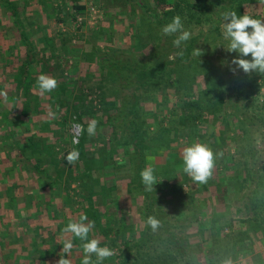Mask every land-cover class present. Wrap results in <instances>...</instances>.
<instances>
[{"label":"rangeland","instance_id":"obj_1","mask_svg":"<svg viewBox=\"0 0 264 264\" xmlns=\"http://www.w3.org/2000/svg\"><path fill=\"white\" fill-rule=\"evenodd\" d=\"M18 1L13 7L19 11L25 34L30 42H33V51H37L32 58L33 62H39L41 67L44 66L38 70L31 66L26 70L27 74H21V64H18L16 54L21 47L24 48V43L19 39L13 18L8 16L6 8L0 6V34L3 38L0 45L2 50L0 68L3 72L2 85L5 84V77L8 88L5 92L1 88L0 120L10 116L7 123L0 121V165L6 167V171L3 172L10 174L11 183L18 185L20 195L16 198L18 204L22 206L29 202L31 197L24 193L25 189L34 188L37 193L33 196L36 206L31 208V211L36 209L39 217L41 216L39 220L43 222L44 218L46 226L54 224L46 219L47 216L51 217V213L48 214L45 208L46 199L50 196L48 193L51 192L58 193L60 196L57 195L58 201L74 212L81 211L84 204L91 211L89 203L98 208L101 214L107 213L108 210L113 217V230L121 229L122 232L116 239L104 238L105 235L97 229L99 232L97 239L101 241V246L103 243V246L114 251V255L107 258L103 264H126L131 258L130 255L127 257V250L131 249L128 252L132 254L139 243L137 240L139 234L144 229L152 233L149 235L151 242L138 251L132 264H172L167 247L174 250L179 245L185 252L184 260L183 263L179 260L173 264H222L225 259H230L232 264H264L263 234L261 238L255 237L249 225H241L252 219L261 222L259 218L264 214L258 213L259 211L252 213L246 208L250 202L249 196L245 195L246 190L241 189L242 184L236 179L231 183L227 182L230 191L227 197L228 204L227 207L220 205V211L217 212L216 197L220 193L218 187L220 178H235L238 174L243 178L247 175L253 176L254 182L250 184L253 190L257 178L264 177V74L253 72L247 75L242 70L234 74L231 71V68L235 67L231 61L237 56L234 52L230 53L224 49L228 42L222 36L223 23L218 24L221 29L219 33L209 32L207 31L209 27L203 26L205 35L199 36L202 28L197 27L195 22L191 24L189 32L193 39L199 36L192 44V55L195 48H200L203 52L200 58L193 55L194 58L201 61L207 58L210 70L218 68L226 77L227 92L224 100L219 108L211 107L212 114L202 111L203 116L200 120L193 122L192 119L185 118V123L181 125L179 115L184 109L180 98L184 94L175 93L171 86L176 82L174 76L170 80L172 83L168 82L166 87L161 88L162 90L160 88L156 90L147 85L143 86L145 79H139L131 70L125 69L127 71L124 72L126 74L122 85L118 77L115 79L113 74L107 71L108 68L101 74V66L97 64L99 60L93 57L112 53L124 54L127 58L133 56L135 58L133 62L137 63V65L134 63L136 67L139 62L147 60L155 65L179 60L180 55L177 53L183 52L189 41L183 42L179 48L173 45V40L169 41L163 45L165 48L160 54V46L157 47V44H161L158 39L161 29L155 22L149 24L148 21L152 20L146 16L140 18V13L134 15L131 13V10H136V0H80L79 5L95 4L101 8L103 19L98 29H84L79 32L73 29L68 11L72 8L74 0ZM248 9L252 15L264 19L262 0L252 1ZM141 20L144 26H141L139 31L143 32L144 36L138 40L134 25L135 27L140 25ZM127 22L130 26L128 35ZM122 24H126L124 29L119 28L123 27ZM121 30L125 32L122 33ZM126 36L128 42L122 43V38L125 37L126 40ZM14 38L18 39L15 43L9 41ZM58 40L62 41L63 45L59 46L61 42ZM41 41L45 42L42 51ZM56 45L59 46L60 56L52 55ZM38 47L40 50H37ZM157 50L159 55L155 57L154 52ZM42 52L49 53L45 55L43 61ZM71 55L76 56L74 61H77V64L72 66L64 64L59 68V60L68 59ZM115 57L117 58L116 55ZM44 61L46 65L43 64ZM81 66L84 67L85 75ZM201 68L200 65L199 70ZM29 73L37 76L33 80L34 84L31 83L32 76L30 75L31 78L27 76ZM41 74L53 75L54 78L61 77L60 81L57 80L58 87L42 95L35 87ZM22 76H25V79L22 80ZM16 79L21 80L20 85L15 82ZM198 82L197 89L207 88L203 79ZM103 92L107 99L114 98L117 93L118 97H125L129 101V106L124 108V111H129L124 115V123L116 124L114 128L105 125L108 117L113 116V112H107L110 101L102 102ZM83 94L88 103H82ZM41 96L48 97L44 108L42 105L37 106ZM182 100L190 99L185 97ZM191 101L195 99L192 98ZM24 103L28 104L31 110L30 122L29 119L14 116V111L18 114L22 112ZM203 105H207L206 100ZM133 107H136L137 111L130 113ZM11 110H14L12 114ZM75 113H80L85 120H97L98 125L94 136H89L87 132V138L81 146L82 159L68 165L64 159L71 146L68 124ZM193 113L197 114L199 111L192 110L189 114ZM63 120H66L65 123ZM131 122L134 125H130ZM172 140H174L172 148L164 152L162 147ZM193 143L208 145L216 155L212 176L206 183L194 182L183 171L182 151ZM8 152L18 163L16 167L24 169L23 171L17 172L19 169L16 167L12 171L8 168L11 166V162L6 161ZM35 154L41 156L40 167L44 169V173H40L30 160L35 158ZM23 163L28 166L23 168ZM146 167L154 170L158 183L154 186L155 192L146 191L142 183L140 172ZM43 184L48 187L43 189L40 187ZM3 186L4 184H0L1 190ZM133 188L135 191L132 193ZM39 198L40 201L36 200ZM147 200L152 201L148 216H153L160 222L155 231L146 224L147 218L143 210L146 209L144 202ZM175 200L178 204L183 200L185 204L179 205L180 211L177 212L172 211ZM51 206L54 205H50V209ZM154 208H160L166 215L173 245L165 238V227L155 214ZM197 213L200 214L198 218ZM216 213L222 216L220 217L222 220H216ZM117 217L120 221L116 220ZM228 222L233 228L222 227ZM63 223L62 221V225L60 224L61 239L53 240V233H50L48 238L40 236L44 244L39 251L45 257L42 259L38 254L35 260L48 264L53 255L52 250L56 248L59 252L62 249L63 239L71 237V234L63 232L65 228ZM36 226L31 228L36 229ZM245 232H249V235L248 238L244 236L242 245L247 246L248 252L236 258L237 253L233 254L239 249L237 246L239 240H242L238 234ZM30 233L29 230L27 235ZM92 238L96 236L92 235ZM161 238L163 243H160ZM72 242L81 245L83 243L74 237ZM19 243H22L21 239ZM81 245L73 248L70 256L71 259L78 260V264H81L83 258Z\"/></svg>","mask_w":264,"mask_h":264},{"label":"trees","instance_id":"obj_2","mask_svg":"<svg viewBox=\"0 0 264 264\" xmlns=\"http://www.w3.org/2000/svg\"><path fill=\"white\" fill-rule=\"evenodd\" d=\"M17 1L18 0H16V2H13V0H0V6L4 7V9L6 8L8 16H11L13 18L19 39L24 43L23 44L24 48L21 47V50L19 51V53L16 54L17 55L16 57H18L17 58L18 64H21L20 65L21 74L25 75L27 74L26 70L29 67H31L35 62H33L34 60L32 59V56L34 54L32 43L25 34V27L23 23L20 22L21 20L18 14L19 11L16 10V7H13L14 4L16 6V4L19 2ZM79 1L80 0H74L73 6L69 11V17L71 22L75 19V15H74L75 11L76 13L81 14L84 13L86 9L85 5H79ZM252 1L254 0H136L137 3L136 10L133 11L131 10V13L133 15L135 13H140L141 15L140 18H142V16H146L147 18L152 20V21H148L149 24H151V22L152 23L155 22L160 29H162L165 25L170 23L173 17L180 16L185 30L189 31L191 24L195 22V25L197 27L202 28L200 30L199 36H203L205 35L204 34L205 32L203 31L204 29L203 26H208L209 28L207 29V31L209 32L212 31H217L218 33L220 32L221 29L218 24L224 22L222 17L225 12L235 11L237 12L238 15H243L246 12L249 15H251L253 18L259 19V17L252 15L250 10L248 9V6ZM141 22L142 20L139 23L140 25L136 27L134 25V30L136 31V37L138 38V40L143 39L144 36L143 32L139 31L141 26H144V23ZM177 36H178L177 34L165 36L161 32V35L158 36V39L160 40L161 44H157V47L160 46L159 47L160 54L163 53L162 49L165 48L164 46L169 41L175 40ZM199 36L198 37L195 36L194 39L191 38L188 40L189 44L187 48H184L183 55L180 56L179 60L175 62L167 61L165 63H158L155 65L150 60H147L146 62H139L138 66L136 67L134 66L135 62L133 61L135 58L133 56L131 57L129 56V58H127V56H124V54L118 55V53H112L103 56L93 55V57H95L96 60H99L97 64L101 66V71H102L101 74H104L103 70H106V68H108L107 71L112 73L113 74L112 76L115 79L116 77H118L121 84H122V80L125 79L124 75L126 73L124 72L127 70H131V72H133L139 79H145L144 80L145 83L143 84V86L147 85L149 88L152 89L154 88L156 90H159V88L160 90H162L161 88L163 86L166 87L168 82H170V80H172V77L174 76L176 82L175 84H171V86L175 89V93L179 92L184 94L182 98H180V100L183 103L182 107L184 110H182V112L179 115L180 124L183 125L185 123L184 122L185 118L188 119L190 118V120L192 119L193 122H196L202 118L204 112L208 114H212L213 112L211 111L212 110L211 107L217 106V108H219V105H221L222 101L224 100L225 94L227 92V83L225 81L226 77L222 75V71L218 68H216L217 70H210L207 58L206 59L203 58L202 59L203 61H201L200 59L194 58V56L192 55V44L194 43V40H197L199 38ZM158 50L154 52V54L156 55L155 57L159 55ZM235 54L236 56L238 55L237 53ZM115 55L117 56V58L115 57ZM168 56L170 55L168 54ZM151 57L152 59H154L153 56ZM244 58L250 59L251 57L249 56ZM74 60H76L75 55H71L70 57H68V59L61 58L58 67L59 68L63 67L64 64L66 66L68 65L72 66L75 64ZM40 64L39 66L41 67L42 65ZM135 64L137 65V63ZM169 65L173 67L168 68ZM200 65L202 68L199 70ZM41 69L43 68L41 67ZM185 74L187 77H185ZM23 78L25 79V76H22V80ZM56 79L58 80L60 78H56ZM201 79L205 81L207 86V88L204 90H199L196 88L199 85L198 80L200 81ZM15 82L18 85L21 84V80L16 79ZM31 83L34 84V81ZM35 87L38 86L35 85ZM2 89H8L7 85H2ZM98 89L102 90L100 88ZM116 94L114 98H111L112 100L105 98L106 96L105 92H103L102 94V102L110 101L108 102L107 105L108 106L107 112L108 111L113 112L112 113L113 116L108 117V120H106L105 125L112 126L113 128L116 127L114 126L116 124L124 123L125 120L124 115L129 112V111H124V108L129 106L128 99L125 97L120 98V96L118 97ZM185 97H188V99L190 100H182L185 99ZM82 98H83L82 103L87 102L86 100L87 98L85 94H83ZM192 98L195 99V101H191ZM51 100H55V99H51ZM204 100H206L207 103L206 106L203 105ZM42 103L43 102L38 101L37 106L43 105ZM29 108L30 107L28 106V104L24 103L23 110L20 114H18L17 112L15 113L14 111L15 109L11 110L10 114H12V112L14 111V116L16 117L19 116L20 119H25V120L32 119V117H30L29 115L31 111ZM192 110L193 111L197 110L199 111V113L197 114L193 113L190 115L189 113ZM135 111H137L136 107H133L132 110L130 109V113H135ZM75 115L79 116V120L83 123L85 128L84 137L79 146V151H80V158L78 159L79 161L83 157V153L81 152V146L84 143V140H86L87 138L86 137L87 127L91 119L85 120L80 113L77 114L75 113ZM7 118L10 120V116L8 115L6 117H3L0 121L7 123L9 121L7 120ZM35 118L37 117L35 116ZM65 121L66 120H63L64 123ZM130 125H134V124L131 122ZM176 139L175 141H177ZM173 142L174 140H172L171 142L168 141V144L162 147L163 151L165 152V150L167 151V149H171L172 148L171 144ZM7 154H8V158L6 161L11 162L10 163L11 166L8 168H10L12 171V169L18 166V163L15 162L14 156H12L9 152ZM34 157H35L34 159H30L31 162L35 164L36 168L40 173H44V169H41L40 167V165L42 164V162H40L41 156L35 154ZM122 161H124V159ZM22 166L24 168L28 165L26 163H23ZM5 168L6 167H4L3 165H0V184H4L3 189L2 190L0 189V264H42L34 259L35 256H37L38 254H40L42 259L44 256L43 253L39 251L41 245L44 244L40 236H44L48 238L50 237V233H53V240L61 239L62 233L60 230L61 229L60 224L62 225V221L64 222L63 224L66 227L67 224L70 222V220L78 219L81 213L87 214L89 221L95 222L94 229L91 231V233H89V239L92 238V235L96 236L97 238L99 232H101L102 235H105L103 236L104 238L113 237V239H116L118 238V235L122 232L121 229H119V231L113 230V226H114L113 217L108 211L107 213L101 214L99 213L98 208L96 209L94 206H92L89 203V207H91L92 209L91 211H89L88 206L84 204L83 206H81V211L78 210V212L77 211L74 212L72 209L67 208L61 202H59L57 199L58 193H53V192L48 193L50 196L46 199L47 203L45 205V208L48 214L51 213L50 215L51 217L47 216L46 219L54 224L53 226H48V225L46 226L44 222V218H43V222L39 220V218L41 219V216L39 217V215L37 214V210L35 209L34 211H31V208H35L36 206L33 201V196L37 195L36 191H34V188L29 187L25 189L24 193H26V195L28 194V196L31 197V200L26 204H23L22 206L19 205L16 199L19 198L20 196L17 190L18 185L17 184L14 185V183H11L12 177L10 176V174L8 173L5 174L3 172V170L6 171ZM16 168L19 169L18 167ZM23 170L24 169L22 170L19 169L17 170V172ZM233 179H236L242 184L241 189L242 190L245 189L246 190L245 195L249 196L250 202L249 204L246 205V208L249 209L252 213L259 211L258 213L262 212L264 214V177L257 178L258 181L256 182L255 189L251 190L250 187L253 184L255 177L247 175V177L243 178V176L239 174L235 178H220L218 180V187L220 189V193L216 197L218 202L217 212L220 211L219 210L220 205H225L227 207L226 205L228 204L227 197L228 194L230 193V191L228 190L227 182L231 183ZM44 185L45 184H43V186L40 185V187H42L43 189L48 187ZM34 186L38 189L36 185ZM183 186L185 187L186 185L183 184ZM250 190L252 191V194ZM134 191L135 190L133 188L132 193ZM40 199L41 198L36 200L40 201ZM182 201L183 200H181L178 204V202L175 200L174 206L172 207L173 212L180 211L179 205L180 206L185 205L184 202ZM144 204L146 205V209L149 210L147 211L145 208L143 210V212H145V217L147 218L150 209L152 208V201L147 200L146 202H144ZM50 205H54L51 206L52 209L49 208ZM154 211L157 217L160 218V221L165 227L164 228L166 232L165 238L168 239L169 244L171 243L173 245L172 243L173 240L169 236V228H167L168 220L165 218L166 215L162 212L160 208H154ZM199 215L200 214H198L196 218H198ZM220 217L222 216L221 215L219 216L217 214V217L215 218L217 221H220L222 220V218ZM259 219H261V222H259L256 219H255L256 221H253L252 219V220H248L249 222L247 223L246 222L241 223V225L242 226L249 225V227H251L250 230L252 231L253 236L261 238L262 234L264 237V215ZM257 221L259 222V224H257L256 227ZM37 222H40V224ZM35 226L36 229L31 228ZM222 227L233 228V225L230 222H228L222 225ZM97 229H99L100 231L98 232ZM29 230L31 231V233L27 235ZM139 235L140 236L137 239L139 243L137 244V247L133 250L132 254L128 252L131 249L127 250V254H126L127 257L129 255L131 256V258L129 259L130 261L127 260L128 264H132L137 253H139L138 251L140 249L147 247V245L150 244L151 242L149 235H152V233H150V231H148L147 229L141 231ZM238 235H240L239 238L241 237L242 240H239V243L237 244V246H239V249L237 250V252L233 254L235 255L237 253V256H235L236 258L243 255L244 252L245 253L248 252L246 250L247 246L242 244L244 242L243 241L244 236L245 238H248L247 236L249 235V232H245L243 234H238ZM20 239L22 243H19ZM160 243H163L162 238ZM78 244L79 246L81 245L80 243ZM78 244L77 243L74 244L75 247L76 246L79 247ZM103 245L104 244L102 243V246ZM126 247H128V245H126ZM61 250L62 249H60L59 252L56 251V248L52 250L53 255L51 256L50 258L51 260H49L48 264H56V262L60 258L59 253L61 252ZM167 252L170 255L172 264L178 262L179 260L181 263H183L182 260H184L185 252L181 248V245L177 246L174 250H171L169 247H167ZM61 255H63V253H61ZM65 258L71 259L67 255H65ZM71 260L73 261V264H78V260L75 259H71Z\"/></svg>","mask_w":264,"mask_h":264},{"label":"clouds","instance_id":"obj_3","mask_svg":"<svg viewBox=\"0 0 264 264\" xmlns=\"http://www.w3.org/2000/svg\"><path fill=\"white\" fill-rule=\"evenodd\" d=\"M222 19L224 21L222 24V36L228 42L227 47H224V49L227 52L238 54L231 61V64L235 66L231 68V71L234 74L238 70H242L247 75H251L253 72L264 74V19L253 18L246 12L243 15H238L235 11L225 12ZM161 32L165 36L179 33L177 38L173 40V45L177 48L191 38V33L184 29L180 16L173 17L172 21L161 29ZM177 55L182 56L183 52H179ZM193 55L200 58L203 52L200 48H195ZM249 56L251 57L250 59L244 58ZM37 86L39 92L43 95L54 91L58 87V81L52 76L41 74L37 78ZM97 125V120L92 119L89 121L87 127L89 136L96 134ZM73 143H77V140L74 139ZM64 159L68 165L75 164L79 159L78 150H71ZM182 160L184 173L196 183H206L212 176L216 155L208 145L193 143L183 149ZM140 177L145 190L155 192L154 186L158 183L153 168H144L140 172ZM146 224L155 231L159 227L160 222L155 217L148 216ZM94 227L95 222L89 221L87 214L84 213H81L78 219L70 220L63 232L71 234V237L63 239L62 250L59 253L60 258L56 264H73L71 259L65 258V255L71 256L75 247L72 237L79 238L83 242L81 245L83 252L81 264H103L107 258L112 257L114 255L112 249L107 246L102 247L101 241L97 238L89 239V233ZM93 257H95V260H93ZM222 264H232V262L230 259H225Z\"/></svg>","mask_w":264,"mask_h":264},{"label":"built area","instance_id":"obj_4","mask_svg":"<svg viewBox=\"0 0 264 264\" xmlns=\"http://www.w3.org/2000/svg\"><path fill=\"white\" fill-rule=\"evenodd\" d=\"M74 15H75V19L72 21V25H73V29L77 32L83 31L86 28L90 30H96L98 29L99 23L103 19V13L101 8H99L95 4L87 5L84 13L79 14L76 13L75 11ZM89 99L92 100L91 97H89ZM84 132H85V128L83 123L79 120V116L75 114L71 116L69 121V140L71 145L70 151L73 149L78 150L79 158H80L79 146L83 140ZM74 139L77 140V143H73Z\"/></svg>","mask_w":264,"mask_h":264},{"label":"crops","instance_id":"obj_5","mask_svg":"<svg viewBox=\"0 0 264 264\" xmlns=\"http://www.w3.org/2000/svg\"><path fill=\"white\" fill-rule=\"evenodd\" d=\"M56 7V6H55ZM124 10V9H123ZM68 11H70V9L68 10ZM127 24L128 25H126V24H122V26L123 27H119V28H123L124 29V25H126V29H128V31H127V35H128V32H129V30H130V26H129V23L127 22ZM115 27H118V26H115ZM87 29V28H86ZM85 29V30H86ZM0 30H1V24H0ZM121 32L122 33H124L125 31H123V30H121ZM125 35H126V33H125ZM128 36H126V40L124 39V38H122V43H124V42H128V38H127ZM18 39H16V38H14V39H12V40H9L10 42H12V43H15V41H17ZM58 41H60V40H58ZM42 42V45H41V51L45 48L44 46H45V42L44 41H41ZM61 42V44L59 45V42H58V45L59 46H61V45H63V42L62 41H60ZM2 43H3V38H2V36H1V34H0V45H2ZM33 43V42H32ZM116 43H118V42H116ZM35 44V43H34ZM36 45V44H35ZM58 45H56L55 46V51H53L54 52V54H52V51H50V53L52 54V55H54V56H60L61 55V53L59 52V46ZM37 50H40V48L38 47L37 48ZM58 50V51H57ZM33 56L34 55H36V53H37V51L36 52H34L33 51ZM47 54H49L48 52H46V53H43L42 52V61L45 59V55H47ZM37 55H39V54H37ZM33 56H32V58H33ZM70 57V56H69ZM57 59V58H56ZM1 60H2V50H1V47H0V64H1ZM60 61V60H59ZM43 64L44 65H46V62L44 61L43 62ZM75 64H77V61H75ZM41 65V64H40ZM84 66V65H83ZM83 66H81L80 68L83 70V73H84V67ZM32 67L35 69V70H38V68H41V67H39V64L37 63V62H35V63H33V65H32ZM42 68H44V66L42 67ZM2 68H0V92H1V88H2V77H3V72H2V70H1ZM11 70H12V68H10ZM52 70V69H51ZM38 72V71H37ZM36 72V73H37ZM76 72V71H75ZM45 73V72H44ZM83 73H82V76H84L85 75V73H84V75H83ZM52 74H54L53 72H52ZM31 73H29V75H27L28 76V78H31ZM49 75V74H48ZM13 76V75H12ZM51 76H53V75H51ZM37 76H32V81L36 78ZM59 78H61V77H59ZM4 80H5V84L4 85H7L6 84V79H5V77H4ZM8 80V79H7ZM58 81H60V79H58ZM11 86H12V84H11ZM10 86V87H11ZM37 89H38V87H36ZM4 90V92L6 91V89H3ZM46 99H48V97L47 98H45V96L43 97V96H41V98H40V100H41V102H43L42 104V107L44 108V104H45V102H46ZM31 121V119H29V122ZM107 210V209H106ZM108 211V210H107ZM106 211V212H107ZM224 213V212H223ZM223 213H221V214H223ZM116 220H119L120 221V219H118V217L116 218Z\"/></svg>","mask_w":264,"mask_h":264}]
</instances>
